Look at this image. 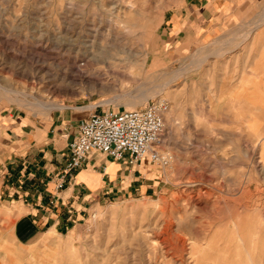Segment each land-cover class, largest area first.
Segmentation results:
<instances>
[{
    "label": "rangeland",
    "instance_id": "obj_1",
    "mask_svg": "<svg viewBox=\"0 0 264 264\" xmlns=\"http://www.w3.org/2000/svg\"><path fill=\"white\" fill-rule=\"evenodd\" d=\"M187 1L0 0V117L120 111L125 92L136 108L162 103L157 150L171 162L150 165L156 189L95 205L65 237L46 239L52 264H264V110L250 103L264 94L235 88L221 44L174 49L166 19ZM256 5L249 29L226 43L264 22V0Z\"/></svg>",
    "mask_w": 264,
    "mask_h": 264
},
{
    "label": "crops",
    "instance_id": "obj_2",
    "mask_svg": "<svg viewBox=\"0 0 264 264\" xmlns=\"http://www.w3.org/2000/svg\"><path fill=\"white\" fill-rule=\"evenodd\" d=\"M259 1L188 0L186 7L166 19L168 40L174 42V49L189 52L203 44L213 48L221 44L222 65L231 63L234 73L229 76L238 78L235 88L245 94H264V22L250 28L237 43L231 42L234 38L225 42L235 32L240 35L249 29L247 15ZM247 77L249 86L244 84L249 83ZM250 103L264 110L260 97L254 96ZM86 118L65 111L44 123H32L19 113L1 115L0 264H52V243L46 239L65 237L95 205L146 197L159 184L152 162L130 165L100 153H92L73 178L63 177L69 146ZM39 239L45 241L38 245Z\"/></svg>",
    "mask_w": 264,
    "mask_h": 264
},
{
    "label": "built area",
    "instance_id": "obj_3",
    "mask_svg": "<svg viewBox=\"0 0 264 264\" xmlns=\"http://www.w3.org/2000/svg\"><path fill=\"white\" fill-rule=\"evenodd\" d=\"M162 103L131 110H97L84 119L69 146L63 177L73 178L92 153H100L134 165L146 159L160 167L169 166L171 157L157 150L165 121Z\"/></svg>",
    "mask_w": 264,
    "mask_h": 264
},
{
    "label": "bare ground",
    "instance_id": "obj_4",
    "mask_svg": "<svg viewBox=\"0 0 264 264\" xmlns=\"http://www.w3.org/2000/svg\"><path fill=\"white\" fill-rule=\"evenodd\" d=\"M264 19V18H263ZM262 19V21H264ZM261 21V22H262ZM257 23V22H256ZM259 23V22H258ZM263 24V23H262ZM261 23H260V25H262ZM254 25V24H253ZM259 26V25H258ZM254 28H255V25H254ZM252 30H254V29H252ZM250 31H251V29H250ZM247 34V33H246ZM248 36V35H247ZM249 38V37H248ZM245 41V40H244ZM91 55V54H90ZM112 57V56H111ZM86 59V58H85ZM84 59V60H85ZM92 59H94V60H97V61H101L102 60V62L101 63H104V64H108L109 62H108V59L109 58H106L105 56H102V55H92ZM205 61V60H204ZM96 62V61H95ZM84 64V63H83ZM82 64V65H83ZM80 69H78V70H81V71H84V68H82V66L81 67H79ZM108 68L109 69H112V65H108ZM77 69V68H76ZM86 69V68H85ZM74 70V69H73ZM75 72V71H74ZM83 73V72H82ZM74 74V73H73ZM81 74V73H80ZM75 76V75H74ZM155 83V82H154ZM154 85V84H153ZM158 86V85H157ZM140 87V86H139ZM142 88V87H141ZM140 88V91H143L142 89ZM150 89H151V87H149ZM148 88V89H149ZM162 89H163V87H161ZM147 88L145 89L146 90V92H148L147 90H148ZM149 89V90H150ZM137 90V89H136ZM138 92V91H137ZM149 94H150V92H148ZM151 93H153V92H151ZM132 94H134L133 92H125V93H123V94H120V95H118L117 96V99H121V100H125L126 101V99L128 100V101H124L125 102V104H124V110H131V109H136V106L139 104V102L137 103V101H135V100H132V99H134V97H132ZM135 94H137V93H135ZM139 94V97H145V95H146V93L143 91V92H139L138 93ZM149 96H151V95H149ZM136 97H138V96H136ZM138 97V98H139ZM114 98V97H113ZM40 101V100H39ZM109 101V100H108ZM113 101V100H112ZM117 101V100H116ZM116 101H114V102H116ZM18 102H21V100L20 101H18ZM26 103V102H25ZM27 104V103H26ZM36 104V103H35ZM142 104V103H141ZM140 104V105H141ZM29 105V104H28ZM37 105L41 108V109H43V108H50L49 110H47V112L49 111V112H51L52 110H63V109H65L66 108V106L65 105H63V104H61V103H55V102H47V103H43V102H39V103H37ZM30 106H31V104H30ZM35 106V105H34ZM28 107V106H27ZM29 109V108H28ZM31 109V108H30ZM38 109V108H37ZM80 109V108H79ZM33 110H36V109H33ZM85 110V109H84ZM41 111V110H40ZM43 111H45V109L43 110ZM82 111H83V108H82ZM80 113V112H79ZM82 113V112H81ZM47 114V113H46ZM257 123V122H256ZM256 123L254 124V126L256 125ZM257 128V130H260V126L259 127H256ZM248 217V216H247ZM246 217V218H247ZM173 222V221H172ZM174 224V223H173ZM164 225H165V223H164ZM252 226V225H251ZM166 228V227H165ZM159 230V229H158ZM169 233H170V231H169ZM180 236V235H179ZM180 239V238H179ZM173 240H175V237H174V239ZM178 240V239H177ZM177 240H175L176 242H177ZM181 240V239H180ZM183 240V239H182ZM185 241V240H184ZM179 242V241H178ZM182 242V241H181ZM180 242V243H181ZM184 243V242H183ZM183 243H181V244H183ZM254 249V248H253Z\"/></svg>",
    "mask_w": 264,
    "mask_h": 264
}]
</instances>
